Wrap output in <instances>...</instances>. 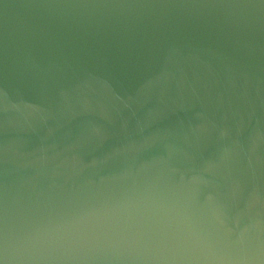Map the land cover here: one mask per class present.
Instances as JSON below:
<instances>
[{"label":"water","instance_id":"water-1","mask_svg":"<svg viewBox=\"0 0 264 264\" xmlns=\"http://www.w3.org/2000/svg\"><path fill=\"white\" fill-rule=\"evenodd\" d=\"M0 264H264V0H0Z\"/></svg>","mask_w":264,"mask_h":264}]
</instances>
